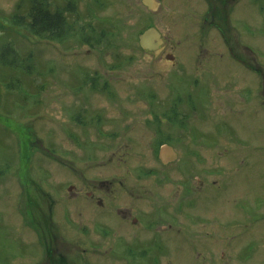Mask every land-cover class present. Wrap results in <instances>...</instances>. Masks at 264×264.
<instances>
[{"label": "rangeland", "instance_id": "rangeland-1", "mask_svg": "<svg viewBox=\"0 0 264 264\" xmlns=\"http://www.w3.org/2000/svg\"><path fill=\"white\" fill-rule=\"evenodd\" d=\"M68 1L73 2L77 9L76 13H65L69 21H76L79 27L97 29V45L83 44L78 37L72 36L61 43L30 36L7 22L18 3L21 2L20 12H26L27 2L0 0V52L3 49L2 53L7 58L3 59L10 62L0 64V173L3 175L9 167L17 171L21 178L22 196L20 229L16 238L13 232L0 227V264L42 263L41 243L42 239L45 240L42 230L48 224L40 217L39 211L38 223L26 217L24 210L36 209L30 205L31 200L33 204L37 201L38 207L47 214H53L54 225L63 239L66 228L72 235L83 233L80 239L93 240V223L82 218L89 222V232L71 220L79 219L83 208L73 207L67 197L84 193L97 179L113 183L108 190L103 187L102 193L148 195L150 205L152 199L156 200L153 195L162 191L160 205L166 213L163 224L167 230L163 235H150L156 242L163 243L161 264H177L181 248L177 249L178 241L173 231L176 192L174 171L170 169L174 161L173 151L168 148L160 150V160L168 174L162 187L160 182L153 181V176L142 177L141 172L140 177H135L136 165L160 163L155 161L157 158L152 154L154 144L151 142L155 126L162 120L159 118L157 122L158 118L150 115L167 112L173 116L171 124L165 122L164 130L172 132L176 127L187 131L193 141L198 139L195 143L198 150L208 152L214 146L217 151H235V170L228 183L237 181L246 192L256 193V200L262 204L264 110L259 114L257 105L244 101L242 88L248 80L246 71L241 75L234 73L231 80L235 83L228 86L227 94L221 100L216 101L221 91L211 87L206 74L207 61H201L200 66L196 64L194 55L188 57L184 54V58L181 53L182 58L177 60L183 63L178 67L166 61V53L175 55V49L193 53L200 48L190 29L187 0L181 10L177 0H156L160 5L155 11L144 5L143 0H97V10L94 0H50L51 8L64 7ZM253 16L250 15L248 20L255 22ZM149 27L157 28L166 39L165 49L157 56L143 51L138 44V35ZM252 27L264 29V20ZM244 36L248 40L249 37ZM177 41L180 44L175 47ZM7 45L12 47L9 54ZM260 49L264 52V48ZM16 59V64L11 63ZM225 64L219 66L228 70L231 64ZM235 68L238 70L239 66L235 65ZM102 81H107L110 89H97ZM173 107L175 113L178 111L177 115ZM172 138L171 143L167 141L170 146L175 143V138ZM256 144H262L260 154H253ZM238 153H251L249 164H242L240 161L243 159L237 156ZM201 154L206 157V153ZM189 161L186 160L185 164L189 165ZM5 184L12 190L18 182L7 177ZM68 186H74L71 192L67 191ZM220 190L210 188L206 191L210 192L211 202L218 200ZM44 192L48 195L42 196ZM6 195H9L8 191ZM11 198L12 195L7 196L6 201ZM242 201L237 202L242 205L237 204L235 209H243L251 215L257 213L256 206ZM200 202L205 204V199H200ZM67 209L71 210L69 223L63 215ZM125 227L117 229L126 232ZM115 234L116 231L106 238L112 237L114 245L97 247V250L87 245L85 251L73 248L71 256L68 253L70 259H67L60 238L56 263L69 264L80 255L87 263L95 264H148L149 260L157 258V250L142 246L147 240L136 236L127 239ZM240 258L243 264H257L254 256L247 259L246 251ZM234 259L229 257V264H234Z\"/></svg>", "mask_w": 264, "mask_h": 264}, {"label": "flooded vegetation", "instance_id": "flooded-vegetation-1", "mask_svg": "<svg viewBox=\"0 0 264 264\" xmlns=\"http://www.w3.org/2000/svg\"><path fill=\"white\" fill-rule=\"evenodd\" d=\"M184 1L177 0L180 10ZM187 1L190 11V29L197 42V47L200 48L193 50V53L175 49V55L166 53V61L178 67L180 63H183L182 60H177L182 58L180 53L183 57L184 54L189 55L188 57L194 55L197 65H200L203 60L207 61L209 65L206 64V74L209 77L211 87H215V91H221L216 101L221 100L227 94L225 90L228 89V86L235 83L234 80H231L234 78V73L241 75L243 71H246L248 80L245 81V86L242 88L245 95L244 101L257 105L260 114L264 110V52H261L260 49L264 48V29L259 27L256 30L252 26H257L264 20V0ZM94 5L97 10V0H94ZM253 14L255 22L248 20L249 16ZM95 34L97 35V29ZM244 35L249 37L248 40L245 39ZM162 37L163 43L159 54L165 49L166 39L163 35ZM260 39H263V41L260 42ZM177 42L174 45L175 47L180 44V41ZM203 45L205 47H202ZM145 52L152 56L158 55L148 51ZM260 53L262 54L260 55ZM225 63L231 64L228 70H224L219 66L220 64L226 65ZM235 65L239 66L238 70H236ZM196 70L199 72V69ZM108 85L107 81H102L97 89L109 88ZM233 98L237 97L233 96ZM173 112L176 115L178 114V111L175 113L174 107ZM150 116L154 119L158 118L156 119L157 122H159V118L162 120L155 126L154 139L151 142L154 144L152 154L155 159L157 158L155 161H160V163L155 164L157 168H155V165L150 166V164L145 166L143 164L136 165L134 169L135 177H140L141 172L143 173L142 177L153 176L155 178L153 181L158 184L160 182L159 185L162 187L168 174L165 172V164L161 163L160 150L168 148L173 151L174 161L170 168L174 171L173 182L176 187L175 209L172 217L175 223L173 231H175L178 241L177 249L181 248L177 264H181V262L183 264H200V262L211 264L210 260L213 261V264H229V257L235 258L234 264H243L240 255L244 251H246L248 260L254 256L257 264H264V203L261 204L260 200L258 202L256 193L246 192L242 186L237 184V181L228 183L229 177L233 175L235 170L233 161L235 151L229 152L226 149L217 151L214 146L210 147L208 152L198 150L195 146L198 139L193 141L187 131L176 127L174 130L172 129V132L164 130L165 122L171 124L173 116H169L167 112L151 114ZM172 137L175 138V143L173 142V146H170L168 142L171 143L170 139ZM252 151L253 154H260L262 144L254 145ZM201 153H206V157L202 156ZM250 155L251 153L237 154L239 158L243 159L240 161L242 164H249ZM189 159L190 167L185 164V161ZM137 169L141 171L137 172ZM186 169L188 171L184 172ZM0 174V227L8 229L10 233L13 232V237L16 238L20 229L22 213L20 208L22 200L21 178L13 167H9L3 175ZM7 177H12L18 182L17 186L13 185L12 190L6 187ZM93 182L95 183L92 186L89 185L84 193H75L67 197L73 207L81 206L83 208L79 212L81 217L77 220H71L84 229H88L89 222H85L82 218L89 219L93 223L95 229L93 240L80 239V234L83 235V233L72 235L66 228H64L63 239L59 236V231L54 225L53 214L51 215L50 212L47 214L46 211L41 210L37 201L34 204L32 200L29 202L36 209L24 210L26 217H30L35 223H38L37 215L39 211L41 216H38L48 224L42 230L43 235L45 234V240L42 239L41 243L43 249L42 263L40 264H57L56 262L59 260L58 240L60 238L67 252V259H70L68 253L70 252L71 256L73 248H82V251H85L84 248L87 245L95 250H97V247L107 248L108 245L113 244L112 237L106 240L109 237L107 235L111 233L113 236L115 231V236L121 235L127 239L136 236L139 239L147 240L142 246H150L157 250V258L149 260L148 264H161L163 261L162 254L164 253L163 243L161 241L156 242L150 233L163 235L167 230L163 224L166 213L163 205H160L162 191L153 195L156 200L152 199V205H150L148 195L122 193L121 196H116L105 194L101 192L102 188L107 187L108 190V188L113 187V183L109 182L110 184H107L108 182L106 183L102 179ZM97 183L99 186H97ZM230 185H232L231 188ZM73 188L74 186H68L67 191L71 192ZM210 188L221 189L218 200L213 202L209 200L210 192L206 191ZM116 189L117 185L114 186V190ZM6 191L9 195L5 196ZM45 194L48 195L46 192L41 195L45 196ZM11 195L13 200L11 201V198L6 201V197ZM211 195L213 196L212 193ZM202 198L205 199V204L200 202ZM240 201L246 205L256 206L257 213L251 215L243 209H235L237 204H241L237 203ZM155 202L158 203L156 206L153 205ZM177 205L178 208L176 209ZM70 211L67 209L66 213L65 211L63 213L68 223L70 222ZM111 217L116 221L114 222ZM124 226L127 228L126 232L117 229ZM88 230L90 232V228ZM32 232L37 235L36 231L33 230ZM126 247L129 248V246ZM203 260L209 262H203ZM223 260H226V263ZM72 261L73 264H95V262L87 263L83 255Z\"/></svg>", "mask_w": 264, "mask_h": 264}, {"label": "trees", "instance_id": "trees-1", "mask_svg": "<svg viewBox=\"0 0 264 264\" xmlns=\"http://www.w3.org/2000/svg\"><path fill=\"white\" fill-rule=\"evenodd\" d=\"M28 4L26 12L21 11V2L17 4L15 12L7 17V22L11 27L25 31L30 36L43 38L50 42L61 43L68 38L78 37L81 43L86 45H97V35L95 31L86 27H79L76 21L70 22L66 14L76 13V5L68 1L64 7L52 9L50 0H24ZM66 13V14H65ZM89 26V25H88ZM87 26V27H88ZM96 35V36H95ZM103 34H100L102 36ZM8 54L12 52V47L7 45ZM5 49V48H4ZM4 52H0V64H10L8 60H4ZM14 55H17L14 53ZM6 58V57H4ZM3 59V60H2ZM7 59V58H6ZM16 64L15 62H11ZM22 63V62H21Z\"/></svg>", "mask_w": 264, "mask_h": 264}, {"label": "water", "instance_id": "water-1", "mask_svg": "<svg viewBox=\"0 0 264 264\" xmlns=\"http://www.w3.org/2000/svg\"><path fill=\"white\" fill-rule=\"evenodd\" d=\"M143 4L151 10H156L158 3L154 0H143ZM139 46L146 51L157 54L162 44L161 34L154 27H150L138 36Z\"/></svg>", "mask_w": 264, "mask_h": 264}]
</instances>
